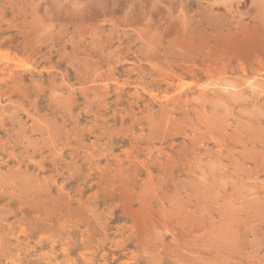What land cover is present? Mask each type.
<instances>
[{"label": "rangeland", "instance_id": "rangeland-1", "mask_svg": "<svg viewBox=\"0 0 264 264\" xmlns=\"http://www.w3.org/2000/svg\"><path fill=\"white\" fill-rule=\"evenodd\" d=\"M0 264H264V0H0Z\"/></svg>", "mask_w": 264, "mask_h": 264}, {"label": "bare ground", "instance_id": "bare-ground-1", "mask_svg": "<svg viewBox=\"0 0 264 264\" xmlns=\"http://www.w3.org/2000/svg\"><path fill=\"white\" fill-rule=\"evenodd\" d=\"M3 9V8H2ZM9 72H10V70H9ZM6 74V73H5Z\"/></svg>", "mask_w": 264, "mask_h": 264}]
</instances>
